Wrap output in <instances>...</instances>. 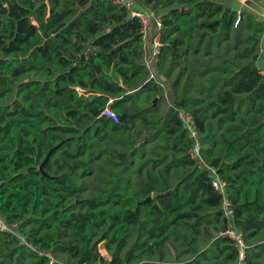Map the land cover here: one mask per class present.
Here are the masks:
<instances>
[{
  "label": "trees",
  "instance_id": "obj_1",
  "mask_svg": "<svg viewBox=\"0 0 264 264\" xmlns=\"http://www.w3.org/2000/svg\"><path fill=\"white\" fill-rule=\"evenodd\" d=\"M132 1L154 11L166 10L159 31L158 76L170 78L181 67L172 86L184 75L183 89L194 77L206 76L202 92L214 90L220 82L218 92L198 106L186 91L181 98L173 92V97L172 91L148 81L143 26L124 6L108 0H0L1 217L18 229L30 228L27 241L37 251L62 250L77 264H136L140 256L134 251L121 255L134 230H138V240L145 241L138 252L152 257L165 247L171 234H177V228L188 224L194 232L183 238L181 254H199L195 235L214 216L222 235L209 250L218 251L222 258L218 264H238V246L223 235L230 224L222 209V196L213 188L208 172L199 169L189 154L194 141L180 118L187 112L199 133L205 160L227 182L233 224L243 231L247 246L244 264H264V247L252 248L253 240L264 230V75L255 65L257 55L247 48L229 60L223 53L225 60L217 65L218 73L209 61L199 59L190 70L181 66L190 55L186 44L188 40L192 43L197 31L203 33L194 57L200 56L203 46L209 50L217 39L219 47L230 40L238 20L254 38L262 36L263 20L252 10L242 9L239 15L238 7L215 0ZM168 92L173 99L163 114L147 108L129 109L141 93L153 100ZM109 104L119 123L101 115ZM211 119L218 122L221 136L209 150L204 136L212 141L216 134L209 131ZM137 121L144 123L157 144L152 149L157 163L148 172L143 168L147 163L134 171L140 179L135 184L130 168L139 147L131 139L121 143L120 129L129 132ZM107 131L118 141L112 145L123 149L105 143V151L112 150L109 158L114 160V168L101 191L82 204L85 209L76 210L77 204L70 198L81 201V190L70 171L63 173V159L77 162L94 148V140L106 141ZM173 171H177L175 182L170 181ZM55 173L63 175L53 176ZM203 234L211 238L209 231ZM95 238L98 243L106 241L109 253L117 249L111 260L102 256ZM19 243L17 235L0 231V264L28 252L36 264H50L39 251L32 252L31 246L6 249Z\"/></svg>",
  "mask_w": 264,
  "mask_h": 264
},
{
  "label": "rangeland",
  "instance_id": "obj_2",
  "mask_svg": "<svg viewBox=\"0 0 264 264\" xmlns=\"http://www.w3.org/2000/svg\"><path fill=\"white\" fill-rule=\"evenodd\" d=\"M241 9L239 8V15L241 14L242 9H247L248 11H251L255 13L256 17L264 23V11H262L261 7L257 10L256 4L254 2H244L241 0ZM225 5V4H224ZM156 13L159 17L164 15L165 9H156ZM235 27L237 28V31L233 32L231 34V38L228 41H224L222 44H220V47L217 45L216 41H219L218 39L213 42L210 49L207 50L205 46L202 47V53L198 57H194V51L195 48L199 42V36L203 33L202 31H197L194 34V38L192 39V43L188 40L186 44V48L189 49L190 55L187 58H184L182 60V67L186 66L190 70V65L193 64V61H197L198 59L200 61H209L210 67L213 69H217V65H221L223 61L225 60L223 53H227V59L232 60L240 53L244 52L247 48L248 49H254V54L257 55V59L255 60V65L261 69L264 70V33L262 36L254 38V34L252 31L248 30V26L246 24H241L240 26L238 23L235 24ZM223 37V34L221 35ZM248 42H250L248 44ZM161 48V47H160ZM209 51V52H208ZM222 51V52H221ZM148 52L146 55H148ZM151 52V50H150ZM145 55V56H146ZM223 57H222V56ZM145 56L143 63L145 61ZM169 66V59L165 62V67L168 68ZM181 67L174 69V71L171 73L170 78H159L160 83L163 85V87L166 89V91H172L174 92L177 98H181L184 94V91H186L187 96H190L191 100L195 102L196 105L200 106L202 104H207L210 100L209 96L211 93L215 95L218 92V88L222 83L220 82L216 83L217 88H214V90H207L202 92L203 90V83L206 81V76H204L202 79H199L198 77H194L192 80H190L189 85L186 89H183V86L186 82V75H184L177 86H172L174 83L175 77L180 71ZM214 73H218L219 70H214ZM216 87V85H215ZM210 89V88H209ZM168 92L166 94V97L162 98H155L150 99L146 96V94H140L139 96H136L133 98L131 103L129 104L130 111L134 109H150L153 112H157L158 114H163L166 112L167 108L171 105V101L173 99L174 93L170 96ZM156 101V102H155ZM209 131L212 133H216L212 139V141H209L207 136H204V140L207 143V149L211 150L213 148V144L215 141H218L219 137L221 136V130L217 131V128L219 127L218 122L212 119L209 121ZM217 131V132H215ZM120 133L123 135L121 138L123 141L121 143L126 144L127 140L131 139L134 143L137 144V150L135 152V156L132 157V160L135 161L134 165L130 168L131 172V178L132 181L136 184L139 179V175L136 173L133 174L134 171H138L142 165H145L147 163V166H144L143 168H146L145 171L148 172L151 167H154L157 163V160L152 159L153 158V152L152 149L156 144L155 141H152L150 139L149 131L146 129L143 122L137 121L134 124V127L131 131L127 132L124 128L120 129ZM106 141H97L94 140V148L90 150L85 156L79 158L77 162H72L70 160L63 159V164L65 167V171L63 173H67L70 171V173L73 175V181L77 188L81 190V193L78 195V197L81 199V201H76V197L70 198V202L76 203L77 207L76 210L79 209H85L82 207L83 203H87L90 200H92V197L97 195L99 191L105 186V180L108 178L109 173L114 168V160H111L109 158V153H112V150H109L108 152L105 151L106 146L105 143L108 142L112 146L113 143L118 142L113 135L107 131L104 133ZM147 137V138H146ZM70 139V138H69ZM73 137L71 138V140ZM155 143V144H154ZM62 144V143H61ZM74 147L76 148L77 140L73 142ZM144 147V150H143ZM118 150H122V147H115ZM77 149V148H76ZM113 149V148H112ZM56 151V150H55ZM61 156V153L59 154ZM152 159V160H151ZM151 161V162H150ZM165 168V165L163 164L161 166V172ZM176 172L173 171L170 177V181H176ZM63 173H55L53 176H61ZM176 176V178H175ZM1 217V215H0ZM212 220V224H208V221ZM209 220L204 222L205 224L202 226L201 234L195 235V238H197L198 241H196L195 245L199 251V254L202 253L205 256L200 258L199 262H196V258L199 254H184V252L181 254V251H184L185 245H184V237H189L193 235L192 232L193 228L188 225L184 224L182 227H179L176 229L177 234L173 233L169 237L168 242L166 243L165 247L158 251V255H154L150 257L148 254H141L138 252V249L141 250V245L145 242L144 239L138 240V230H134L133 238L129 244V247L125 249L121 255L125 256L129 250L134 251L136 255L140 256V262H136V264H218L221 262V257L218 256V251L216 249L209 250L213 244V242L218 239V236L222 235L218 233L217 229L220 227V222L217 223V220L214 216H210ZM30 228H20L16 229L13 232L10 231L9 233H12L13 235H17L19 237L20 243L14 244L13 246H6V249H16L18 247H22L24 245L31 246L32 252L36 253L38 252L40 256H45L50 259V264H77L76 261L70 259L69 254L66 252H63L62 250H57L55 252H45L42 250H38L33 247L28 241H27V233ZM204 230L209 231L211 233V238L209 239V236L203 234ZM99 238H95L94 242H97V248L99 249L100 253L106 260L112 259V254H114L117 249L114 248L113 252L109 253L106 249V241L99 242ZM134 245L137 246V248H134ZM258 246L264 247V230H262V233L259 237L255 238L252 242V248H256ZM139 247V248H138ZM254 253L252 252L251 255ZM31 253L28 252L26 255H24L22 258H14L13 260H7L5 264H36L34 261L30 259ZM264 256V254H263ZM219 257V258H218ZM213 259V261H211ZM218 258V259H217ZM217 259V260H216ZM143 261V262H142ZM142 262V263H141ZM97 264H102L101 262Z\"/></svg>",
  "mask_w": 264,
  "mask_h": 264
},
{
  "label": "built area",
  "instance_id": "obj_3",
  "mask_svg": "<svg viewBox=\"0 0 264 264\" xmlns=\"http://www.w3.org/2000/svg\"><path fill=\"white\" fill-rule=\"evenodd\" d=\"M116 5L124 6L128 9L131 17L140 19L143 26V37L146 39L147 37L151 38L152 48L151 52L148 50V55L145 57L144 65L149 71V80H154L159 83L162 87L163 85L159 81V76L156 72L155 65L157 63V58L160 53L161 41H160V30L162 29V21L161 17H159L156 11L145 8V10H140L136 7V4L132 0H108ZM244 2H254L259 5L264 11V0H243ZM239 23V20L236 22ZM153 31V32H152ZM155 32V34H154ZM261 74L264 75V70H261ZM112 103V101L110 102ZM103 117L111 119L115 123H119V118L117 114L110 108L108 105L105 110L101 113ZM180 118L184 122L185 128L188 131L189 139L194 141L193 147L190 149L189 154L191 158L197 161V166L199 169L208 172L213 188L216 192H218L222 196V209L225 217L229 221V228L223 235L231 238L239 248V262L238 264H244L245 252L247 246L245 244V239L243 235V231L237 228L233 223L234 220V210L233 203L228 195V185L227 182L224 181L219 175L217 169L211 166L204 158L202 154V146L200 142L199 133L195 127L192 116L187 112H182L180 114ZM18 228L17 225H8L3 217H0V231L1 232H10L14 231Z\"/></svg>",
  "mask_w": 264,
  "mask_h": 264
},
{
  "label": "crops",
  "instance_id": "obj_4",
  "mask_svg": "<svg viewBox=\"0 0 264 264\" xmlns=\"http://www.w3.org/2000/svg\"><path fill=\"white\" fill-rule=\"evenodd\" d=\"M215 1H220L222 4H225V6H228V7H238L240 8L242 3H241V0H215ZM137 8H139L140 10H145L144 7L142 6H139V5H136ZM258 7H257V12H258ZM153 32V31H152ZM152 48V42H151V38L147 37L145 39V54L144 56L146 55L147 51L148 50H151ZM146 57V56H145Z\"/></svg>",
  "mask_w": 264,
  "mask_h": 264
},
{
  "label": "water",
  "instance_id": "obj_5",
  "mask_svg": "<svg viewBox=\"0 0 264 264\" xmlns=\"http://www.w3.org/2000/svg\"><path fill=\"white\" fill-rule=\"evenodd\" d=\"M155 102H156V101H155ZM110 104H111V103H110ZM110 104H109V106H110ZM146 138H147V137H146ZM56 149H57V148H54V149H52V150L48 153V155H47V157L45 158L43 164L40 166V170H41V171H43L44 166L48 163V161H49L51 155L55 152Z\"/></svg>",
  "mask_w": 264,
  "mask_h": 264
}]
</instances>
